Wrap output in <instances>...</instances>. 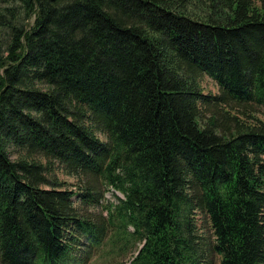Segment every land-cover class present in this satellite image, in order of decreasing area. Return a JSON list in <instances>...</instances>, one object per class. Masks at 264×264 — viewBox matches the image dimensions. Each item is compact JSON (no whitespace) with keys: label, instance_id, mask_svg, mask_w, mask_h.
<instances>
[{"label":"trees","instance_id":"1","mask_svg":"<svg viewBox=\"0 0 264 264\" xmlns=\"http://www.w3.org/2000/svg\"><path fill=\"white\" fill-rule=\"evenodd\" d=\"M104 237L139 244L115 264H264V0H0V264Z\"/></svg>","mask_w":264,"mask_h":264},{"label":"rangeland","instance_id":"2","mask_svg":"<svg viewBox=\"0 0 264 264\" xmlns=\"http://www.w3.org/2000/svg\"><path fill=\"white\" fill-rule=\"evenodd\" d=\"M200 85L202 87L203 92L214 93L217 91L215 83L206 76L201 78ZM14 158L15 156H11V159ZM54 173L62 181H67L70 184L75 181L74 178H72L71 176H66L65 174H63L62 171L59 170L57 167H55ZM115 196H120V194L112 188H108V190H103L102 199L99 201L100 205L103 206V204H105L106 202L116 203ZM75 204L77 203L75 202ZM91 211L93 213H97L99 211H102V213H104V210L100 209L98 205ZM194 219L197 231L203 235H208L209 227L206 217L201 213H196ZM120 242L121 240L117 242V240H109L107 237H104L99 245L95 246L94 248H91L87 256H81L80 259H83V262L81 264H115L120 261L127 262L130 259L131 255L135 254L133 250L135 249V247L137 248L139 244L130 242L129 245L125 247L127 248L125 252L113 253L111 249H114L115 245L117 246V244H119ZM82 249H86L85 244L77 245L76 250L80 254H82L83 252ZM214 262L216 263V257L212 258L210 264H214Z\"/></svg>","mask_w":264,"mask_h":264}]
</instances>
